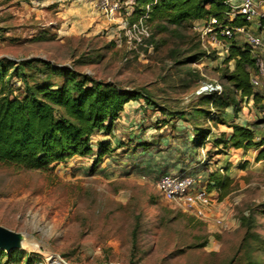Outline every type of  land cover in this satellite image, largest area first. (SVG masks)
I'll return each instance as SVG.
<instances>
[{
  "label": "rangeland",
  "instance_id": "rangeland-1",
  "mask_svg": "<svg viewBox=\"0 0 264 264\" xmlns=\"http://www.w3.org/2000/svg\"><path fill=\"white\" fill-rule=\"evenodd\" d=\"M137 6L129 10L131 21L140 14L133 13ZM125 13L118 15L124 18ZM117 24L85 0H0V59L12 64L43 60L79 77L144 92L154 104L140 116L135 135L116 125L111 138L117 145L96 168L90 156L45 170L0 163V226L25 237L23 248L12 251L20 254L7 264H264L263 167L254 165L252 152L215 150L210 142L194 151L195 129H189L196 123V109L209 111L210 118L225 112L220 104L202 102L205 96L234 102L230 107L235 112L248 115L264 104L234 93L225 78L232 64L221 63L226 53L219 54V42L201 44L193 29L196 22L173 25L149 19L150 36L140 46L118 45ZM250 30L256 27L250 25ZM235 40L242 42L238 35ZM35 61L22 66L12 79L14 88L22 90L23 81L64 82L51 66ZM209 84H218L221 93H196ZM261 84L254 89L259 96L264 95ZM180 116L187 128L178 131L174 122ZM206 120L209 116L201 115L197 123L203 126ZM218 125L205 129L226 130V124ZM219 153L233 160L229 173L235 184L221 199L210 192L212 218L203 221L185 213L157 192L161 162L170 156L192 157L188 174L199 175L202 183L217 169ZM0 261L6 264L7 258Z\"/></svg>",
  "mask_w": 264,
  "mask_h": 264
},
{
  "label": "trees",
  "instance_id": "trees-1",
  "mask_svg": "<svg viewBox=\"0 0 264 264\" xmlns=\"http://www.w3.org/2000/svg\"><path fill=\"white\" fill-rule=\"evenodd\" d=\"M152 2L153 0H137L138 6L134 13L143 12L144 6ZM228 2L229 0H160L151 5L149 19L181 25L183 22L215 18L220 24L230 27L246 25L241 16H236L233 20L228 19L231 10ZM261 25L264 27V20ZM225 42L228 44V50L221 63L228 66L232 64L226 69V81L241 99L253 98L254 102H257L259 94L254 91L250 81L257 75L253 49L235 38ZM201 56H195L192 60L197 61ZM34 61L12 64L6 59H0V163L31 170H45L75 156L94 155L93 168H96L103 157L113 152V148L109 142L99 141L96 142L94 150L91 137L99 133L110 135L126 103L140 101L148 106L154 105H151L153 101L144 92L99 83L88 75L79 77L43 60L35 62L52 67L50 70L61 74L64 78L62 84L29 85L22 80V90L14 88L12 79L18 78L23 65L29 66ZM22 77L26 78L23 74ZM202 102L211 104V107L220 104L224 109L234 103L223 101L216 95L205 96ZM208 113L209 111L203 108L196 109L198 117H210ZM210 119L226 123L222 115L216 114ZM258 120L260 123L264 122ZM228 127L231 129L229 138H217L213 140L214 145L221 146L224 151L253 149L257 151L255 161H264V136L256 140L255 132L249 126L229 124ZM197 129L198 132L192 139L195 148L202 146L209 134V130ZM163 174L167 173L161 175ZM202 180L208 191H216L220 199L229 192L232 184L226 170L210 172ZM262 214L264 215V203ZM18 254V251H0V257L4 255L7 258L6 264ZM26 264H30V261L27 260Z\"/></svg>",
  "mask_w": 264,
  "mask_h": 264
},
{
  "label": "built area",
  "instance_id": "built-area-1",
  "mask_svg": "<svg viewBox=\"0 0 264 264\" xmlns=\"http://www.w3.org/2000/svg\"><path fill=\"white\" fill-rule=\"evenodd\" d=\"M160 0H153L152 3L145 5L144 11L141 12L135 20L129 18L132 12L129 10L137 5V0H95V9L97 13L104 16L108 21L115 22L118 20L117 34L115 41L118 45L126 43L128 45L140 46L149 38L150 28L148 20L151 5ZM230 20L236 16H241L245 24L238 27H230L217 22L215 18L197 21L193 29L197 32L201 44L208 40L211 43H218L222 48V53L228 50V44L225 42L235 38L238 35L242 41L249 45L253 50V57L257 67V75L251 78V84L254 88H259L264 83V40L256 31L262 28L264 20V0H229ZM125 9V17H120L119 12ZM135 9H133L134 13ZM201 25V26H200ZM250 25L256 27L255 31L250 30ZM209 37V39H207ZM201 94H220L221 87L218 84H209L201 86L197 92ZM260 120H264V108L257 113ZM264 124V122H262ZM203 150V149H202ZM157 192L164 200L173 204L177 209L189 213L203 221L212 218L213 199L205 184L188 174L183 170L176 174H163L155 182ZM220 218L215 220L220 224ZM62 264H66L61 260Z\"/></svg>",
  "mask_w": 264,
  "mask_h": 264
},
{
  "label": "crops",
  "instance_id": "crops-1",
  "mask_svg": "<svg viewBox=\"0 0 264 264\" xmlns=\"http://www.w3.org/2000/svg\"><path fill=\"white\" fill-rule=\"evenodd\" d=\"M65 1H67V0H57V3H63ZM78 1H81V0H78ZM85 1L89 2V4L91 6H93V9L96 11L95 0H85ZM256 32L264 40V27L262 26V28ZM259 97L260 98H257V102L264 104V95L262 94ZM249 99L252 100L253 98H249ZM143 104L144 103H141L140 101H130V102L126 103L123 107L122 112L120 113L119 118L115 121L114 129L116 128V125L119 124V125H122L123 129L131 130L130 132L137 131L139 128V123H141L140 116H142L144 113H149L150 111H152V109L154 107V106H146ZM142 105L145 108H142ZM230 106L227 107L225 109V112L222 114V118L226 122L225 123L226 125L223 123L226 126V130H218V129L216 130V129L212 128V126H210V128L206 129V130H209V134H208L204 144L202 146L196 147V148L193 146L192 149L194 151H196L200 148L201 149L204 148V146H206L207 142L212 143L214 149L218 150L219 147H221V146L214 145L213 140L220 138V137H222L223 139H228L230 136V133H231V129L228 127L229 124H236V125H240V126H249L255 132L256 140H259L260 137L264 136V129H262V130L259 129L261 126H264V124L259 122V120H258L259 116H257L256 112L254 115H248L247 113L241 112V111L235 112V110L232 109V107H230ZM145 109L147 110L146 112H144ZM165 110L167 111L166 114L173 113V112H168L169 111L168 109H165ZM181 116L178 118L177 122L176 121L174 122L175 123V129L176 130L178 129V131L187 128V126L183 123L184 119ZM200 117L201 116L198 117L197 114H193V118H194V120H196V123H194V125L188 124L189 129H192V130L195 129V131L193 133V137L195 136L196 132H198L197 128L205 129V127H207V125H210V124L211 125L214 124V126L217 127V126H219L218 123H221V122L213 121L209 117V120H206V123L203 122L202 123L203 126H201V124L197 123V120ZM205 117H206V115H204V118ZM213 118H214V116H213ZM250 122H254L255 125L254 124L252 125V123H250ZM168 125H169L168 123H164L163 129H167ZM114 129H113V131H114ZM113 131H112V133H113ZM112 133L110 135H104L101 133H99L97 135H93L91 137L90 141L94 144L93 145L94 150L96 147L95 146L96 142H99V141L100 142H109L111 144V147L114 149V146H112V145L116 146L117 144H116V142H113V139L111 138ZM134 135H135V133H134ZM221 149H222V147H221ZM232 150H234V149H232ZM225 151H229V150H225ZM234 151H243L244 153L245 152H250V153L252 152L253 161L255 160V157L257 154V151L253 150V149H249L246 151L241 150V149H237ZM227 155H228V153L227 154H223V153L216 154V156L218 157L217 158L218 163L215 165V167L217 168L216 170H220V171L226 170V174L230 177V179H233L234 176L229 173L230 172L229 163H231L230 167H233L234 162L232 159L229 160ZM93 158H95L94 155L90 156V159H93ZM191 158L192 157L187 158V155H183V156H179V155L173 156L172 155L168 159L166 158L167 160L165 162H161V164H162L161 170L164 171V173H172V174L181 172L183 170H190L192 168L191 166H189V163L191 162ZM198 158H200V157L197 156L196 160ZM72 160L87 161V160H89V158H88V156L87 157L75 156L72 158ZM254 162H255V164H254L255 166L263 167V169H264V161H259V162L254 161ZM196 177H199V175H197ZM233 184H235V180L232 182V185Z\"/></svg>",
  "mask_w": 264,
  "mask_h": 264
},
{
  "label": "water",
  "instance_id": "water-1",
  "mask_svg": "<svg viewBox=\"0 0 264 264\" xmlns=\"http://www.w3.org/2000/svg\"><path fill=\"white\" fill-rule=\"evenodd\" d=\"M24 238V235L0 226V251H6V253H9L14 250H20L23 248L22 241Z\"/></svg>",
  "mask_w": 264,
  "mask_h": 264
},
{
  "label": "bare ground",
  "instance_id": "bare-ground-1",
  "mask_svg": "<svg viewBox=\"0 0 264 264\" xmlns=\"http://www.w3.org/2000/svg\"><path fill=\"white\" fill-rule=\"evenodd\" d=\"M23 241H24V240H23ZM23 241H22V242H23Z\"/></svg>",
  "mask_w": 264,
  "mask_h": 264
}]
</instances>
